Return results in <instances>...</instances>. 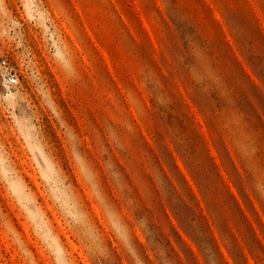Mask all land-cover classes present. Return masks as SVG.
<instances>
[{
    "label": "rangeland",
    "instance_id": "obj_1",
    "mask_svg": "<svg viewBox=\"0 0 264 264\" xmlns=\"http://www.w3.org/2000/svg\"><path fill=\"white\" fill-rule=\"evenodd\" d=\"M0 264H264V0H0Z\"/></svg>",
    "mask_w": 264,
    "mask_h": 264
},
{
    "label": "built area",
    "instance_id": "obj_2",
    "mask_svg": "<svg viewBox=\"0 0 264 264\" xmlns=\"http://www.w3.org/2000/svg\"><path fill=\"white\" fill-rule=\"evenodd\" d=\"M1 64H2V65H5V61L2 60V61H1ZM5 81H6L8 84H13V83L16 82V77H15V75H14L13 73L9 72V73L7 74V76H6V78H5Z\"/></svg>",
    "mask_w": 264,
    "mask_h": 264
},
{
    "label": "bare ground",
    "instance_id": "obj_3",
    "mask_svg": "<svg viewBox=\"0 0 264 264\" xmlns=\"http://www.w3.org/2000/svg\"><path fill=\"white\" fill-rule=\"evenodd\" d=\"M70 243V242H69ZM72 244V243H71ZM71 244H69V245H71ZM73 246V245H72ZM74 250V249H73Z\"/></svg>",
    "mask_w": 264,
    "mask_h": 264
}]
</instances>
